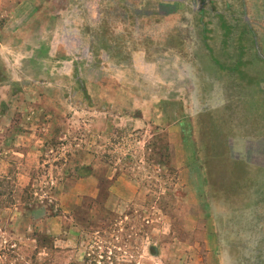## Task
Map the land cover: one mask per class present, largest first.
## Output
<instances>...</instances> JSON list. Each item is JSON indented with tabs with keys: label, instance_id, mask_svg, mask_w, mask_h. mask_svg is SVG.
<instances>
[{
	"label": "rangeland",
	"instance_id": "374dc122",
	"mask_svg": "<svg viewBox=\"0 0 264 264\" xmlns=\"http://www.w3.org/2000/svg\"><path fill=\"white\" fill-rule=\"evenodd\" d=\"M0 264H264V0H0Z\"/></svg>",
	"mask_w": 264,
	"mask_h": 264
}]
</instances>
